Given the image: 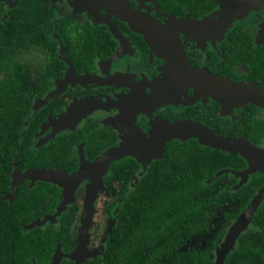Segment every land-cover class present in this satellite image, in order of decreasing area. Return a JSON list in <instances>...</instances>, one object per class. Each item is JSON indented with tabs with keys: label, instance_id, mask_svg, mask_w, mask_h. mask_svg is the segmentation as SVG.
<instances>
[{
	"label": "trees",
	"instance_id": "trees-1",
	"mask_svg": "<svg viewBox=\"0 0 264 264\" xmlns=\"http://www.w3.org/2000/svg\"><path fill=\"white\" fill-rule=\"evenodd\" d=\"M0 1H3L0 2L1 19L5 0ZM160 1L177 14L185 13V4L194 14L212 6L208 0ZM45 5H48L46 0H21L11 9V14L18 19L0 22V72L5 69L13 72L10 82H4L5 79L0 82V104H6L0 110V191L8 189L10 177L5 169L9 153L20 135L21 124L31 113L34 94L45 92L50 85L45 73H52L61 62L53 51L55 43L48 38L52 24L45 20L51 9H45ZM76 27L75 22L65 19L59 29L64 36L70 37L71 42L73 40L75 48L79 47L75 59L84 63L88 46L84 45L80 31L73 30ZM35 44L49 50V60L38 69L42 75L39 83L30 85L29 80L26 81L28 69L15 56L23 46ZM254 69L253 73L257 71L258 74L254 73L251 80L255 77L257 81L252 82L264 86V67L254 65ZM219 104L213 100V108L200 111L197 120L219 134L245 135L258 145L264 142V117L258 113L261 107L245 103L243 106L247 110L230 122L220 113ZM197 112L196 109L192 116ZM41 119L39 116L33 118L27 126L29 134L34 133ZM84 139L88 140L87 148L93 156L114 142L113 136L109 135L108 139L102 136L92 123L76 134L75 145ZM6 143L8 150H5ZM73 149L70 142H52L38 149H25L20 160L25 164L32 161L72 171L78 166L76 148L70 159ZM246 165V159L240 154L203 145L195 138L168 141L163 155L141 175V164L135 158L129 156L113 161L104 176L110 196H101L96 204L97 212L90 229L92 245L99 240L102 227L109 226V222L110 226L113 222L114 225L110 231L108 228L104 253L88 259L86 264H216V249L232 223L264 185V172L251 174L240 188L229 187L237 182L236 176L229 174L231 172L211 179L221 169H242ZM229 178H234V182H229ZM41 184L39 189L19 190L8 221L0 220V264H20L22 255H34L35 249L40 247L42 264H46L58 243L67 252L74 250L84 186L76 191L75 202L56 222L27 233L5 235L6 231L14 229L22 231L20 225L33 217L32 209L43 215L55 210L62 195L61 187L51 181ZM0 211L6 213V204H0ZM61 264H74V261L64 259ZM224 264H264V199L249 226L238 237L237 244L226 255Z\"/></svg>",
	"mask_w": 264,
	"mask_h": 264
},
{
	"label": "flooded vegetation",
	"instance_id": "flooded-vegetation-1",
	"mask_svg": "<svg viewBox=\"0 0 264 264\" xmlns=\"http://www.w3.org/2000/svg\"><path fill=\"white\" fill-rule=\"evenodd\" d=\"M20 1H4L5 3L1 7L2 18L0 22L18 19V16L11 14V9L16 7ZM46 1L48 5H45V9L50 8L51 14L49 13L50 15L45 21H49L52 24L48 38L55 43L53 51L57 53L61 62L52 70V73L49 71L45 73L50 85L49 87L47 86L48 88L46 87L47 89L45 88L46 90L43 94L40 95L38 92L34 94L31 113L21 124L18 130L20 135L14 144L12 153H9V162L5 173L10 177V181L7 186L8 189L0 191V204H6L7 208L6 213L0 211V220L5 222L8 221L14 201L19 197V190H35L42 186L41 183H48V181L36 177L35 173L27 176L26 172L29 170L47 167L72 173L80 166L81 148L88 161L96 160L108 148L120 145L126 134L125 131L132 129V125L126 120L128 113L133 115L136 112L134 124L140 127L145 134H149L152 123L156 119L169 121L186 118L199 119L198 117L202 112L209 111L213 108L211 103L215 100L211 96L202 93L195 96L194 88L189 86L186 89V85L183 83L179 84L180 86L177 85V89L182 92L180 99H178L180 100L179 103L159 102L156 97V92L159 91V85H162L161 80L165 79L164 66L166 60L155 48H152L142 33L133 30L129 22L120 19L115 13H112L115 7L112 8V11H109L111 13L102 9L97 14H93L94 12H91L89 8L84 9V5H81L76 0ZM128 1L135 10L139 11V13L141 12L140 14L144 18L152 17L161 24L168 22L166 13H173L180 18H187L188 14L196 18H202L207 15H212L222 7L219 0H208L212 6L208 9L206 8L207 10L205 11H201V13L194 14L190 10L188 11L189 6L185 4V13L177 14L171 11L170 8H167V6L162 5L160 0ZM65 19L77 24V27L73 28V30L80 31L83 35L84 45L87 44L88 46L87 59H85L84 63H79L75 59V55L79 53V47L75 48L72 44L73 40L71 42L70 37L64 36L59 29L62 21ZM107 19H110V22H107ZM178 36L187 53L188 60L193 66L199 69H207L209 72L223 77L252 82L256 79L254 77L251 80V76L254 73L258 74L257 71L254 73L252 71L255 70L254 65H258L261 68L264 67V3L258 9L250 10L244 18L236 20L226 32L225 37L222 40L215 41V43L207 38L205 40L195 37L185 38V34L180 30ZM88 37H90V43H88ZM62 45L64 50L61 55ZM48 52L49 50L47 48L35 44L29 47L23 46L19 50V54L15 56L28 69L29 74L26 81L29 80L30 85L34 82L39 83L42 75H40L38 69L44 66L49 60ZM25 53L30 54V58L27 60H24V57H22ZM250 57L252 58L249 59ZM66 58H70L74 64L71 69ZM12 74L13 72L9 69L0 72V82L4 79V82H10ZM86 75L88 77L82 78ZM56 90H59L56 96L43 102L49 93ZM194 96L196 98H193ZM92 100L101 101V105H99L101 107L98 106L99 108L91 110L87 116H82L81 120L69 122L66 119L65 115L70 116V111H73L74 115H80L91 104ZM5 105L0 104V110ZM261 108L258 113L264 117V108ZM196 109L199 112H197L196 116H192L196 114ZM245 110H247L245 106L240 104L233 109L232 113L226 114L225 116L231 122ZM36 116L42 119L40 120L39 126L34 130V133L29 134L27 126L30 125ZM115 120L119 122V126L112 122ZM89 123H92L94 128L98 132L101 131L102 136L107 137V139L109 135L114 137L113 143L107 145L101 152L94 153V156L91 154V150L87 148L88 140L84 139L76 145L74 143L76 134ZM62 141L72 143L74 149L70 159L73 157L76 148L78 166L75 170L66 171L63 168L56 167V165L47 166L32 161L25 164L20 160L22 153L27 148L38 149L45 145H50L52 142L55 144ZM259 145L264 146V142L259 143ZM8 148L6 143L5 150H8ZM140 170H142V165ZM229 174L234 173L231 172ZM234 176H236L237 182L232 183L229 187L240 188L247 182L240 185L241 177L236 174ZM135 178L136 175L134 176V182ZM233 180L234 178H229V182H234ZM14 182L15 187H13ZM87 183L88 180L86 179L80 185V187H85V193ZM57 185L61 187L59 184ZM61 189L62 194L63 188L61 187ZM109 193L101 191L96 204H98L101 196H110ZM61 199L62 195L59 203ZM74 202L69 203L67 207ZM59 203L53 212H47L45 215L32 209L33 217L20 225L22 231L18 229L16 231L14 229L13 231H6L5 235L11 236L12 232H17L18 234L27 233L38 227L47 226L49 223L56 222L65 209L56 219L51 221L44 220L57 211ZM105 231L106 229L103 231V234L101 233L96 245H92V236L90 235L89 246L90 244L93 246H90L91 249H102L100 255L105 251V241L108 236ZM57 246L46 264H54ZM63 251L66 250L63 249ZM64 259L70 258L63 257L62 261ZM20 264H42V248H36L34 255L32 253L22 255Z\"/></svg>",
	"mask_w": 264,
	"mask_h": 264
},
{
	"label": "water",
	"instance_id": "water-1",
	"mask_svg": "<svg viewBox=\"0 0 264 264\" xmlns=\"http://www.w3.org/2000/svg\"><path fill=\"white\" fill-rule=\"evenodd\" d=\"M76 1L84 5V9L89 8L91 12H94L93 14H97L102 9L111 13L109 11L115 7L112 13L129 22L133 30L142 33L152 48H155L166 60L164 66L165 79L161 80L162 85H159V91L156 92L159 102L179 103L180 100L178 99H180L182 92L177 89V85L184 83L186 89L189 86L194 88L195 96L202 93L219 101L222 115L232 113L236 106L245 103L264 108V86L246 80L238 81L230 77H223L213 74L207 69H199L193 66L189 62L178 36L180 30L185 34V38L195 37L203 40L207 38L215 43V41L225 37L226 32L236 20L244 18L250 10L258 9L264 0H219L220 3L225 2V6L212 15L196 18L188 14L187 18H180L173 13H166L168 22L165 24H161L152 17L144 18L140 14L141 12L139 13L130 5L128 0ZM214 20H219L216 27L212 24ZM107 22H110V19H107ZM63 50L62 45L61 55ZM66 60L71 69L74 66L72 60L70 58H66ZM84 77L88 76L82 78ZM58 92L59 90L49 93L43 102L56 96ZM195 96L193 98H196ZM99 105H101V101L92 100L91 104L86 105L85 111L80 115H74L73 111H70V116L65 115V117L69 122L81 120L82 116H87L91 110L101 107ZM135 115L136 112L133 115L128 113L126 120L132 125V129L125 131L126 134L120 145L108 148L96 160L88 161L81 148V163L76 171L68 173L57 168L42 167L26 172L27 176L35 173L36 177L59 184L63 188L62 199L57 211L53 215H49L44 221L56 219L69 203L76 200L77 189L86 179L88 180L75 248L71 252H66L63 251L62 244L59 243L55 252L54 264H61L63 257L74 260V264H86L89 258L97 257L102 253V249L90 248V229L93 226L99 193L101 191L110 192L104 182V176L109 171V166L113 161L125 156H132L142 165L141 175L144 174L154 159L163 155L168 141L173 139L185 141L195 138L203 145L222 149L232 154L238 153L247 161V166L243 170L221 169L211 180L218 178L223 173L232 172L241 177L240 185H242L251 174L257 171L264 172V146L254 143L245 135L219 134L204 122L192 118L175 121L156 119L152 123L150 133L145 134L140 127L134 124ZM112 122L119 126L118 121ZM15 182L13 187H15ZM263 199L264 185L259 188L245 211L232 223L225 239L216 249V264H224L226 255L234 248L240 234L251 223L253 215ZM113 225L114 222L109 231Z\"/></svg>",
	"mask_w": 264,
	"mask_h": 264
},
{
	"label": "rangeland",
	"instance_id": "rangeland-1",
	"mask_svg": "<svg viewBox=\"0 0 264 264\" xmlns=\"http://www.w3.org/2000/svg\"><path fill=\"white\" fill-rule=\"evenodd\" d=\"M29 55H30L29 53H25V54L22 55V57H24V60H27V59L30 58ZM108 225H109V226H106L107 228H106V227H102V231H101L102 234L104 233L103 231H104L105 229H106L105 233L107 232L108 228L110 227V222L108 223Z\"/></svg>",
	"mask_w": 264,
	"mask_h": 264
},
{
	"label": "bare ground",
	"instance_id": "bare-ground-1",
	"mask_svg": "<svg viewBox=\"0 0 264 264\" xmlns=\"http://www.w3.org/2000/svg\"><path fill=\"white\" fill-rule=\"evenodd\" d=\"M221 5H222V7L221 8H223L224 6H225V2H221ZM220 10V9H219ZM219 21V20H218ZM218 21H216V20H214V22L212 23V24H214V27H216L217 25V23H218Z\"/></svg>",
	"mask_w": 264,
	"mask_h": 264
}]
</instances>
